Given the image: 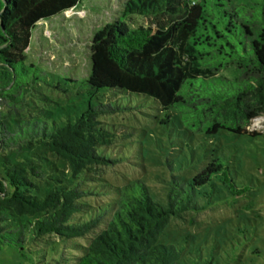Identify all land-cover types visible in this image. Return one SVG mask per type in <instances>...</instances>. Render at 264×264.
<instances>
[{
    "label": "trees",
    "instance_id": "obj_1",
    "mask_svg": "<svg viewBox=\"0 0 264 264\" xmlns=\"http://www.w3.org/2000/svg\"><path fill=\"white\" fill-rule=\"evenodd\" d=\"M80 1L0 0V243L23 251L26 234L43 244L87 237L72 243L77 255L65 243L47 264H180V251L159 242L170 220L205 210L198 195L240 198L251 191L233 155L215 150L189 181L171 174L158 194L153 178L103 184L101 170L120 162L105 154L117 147L115 133L99 120L115 110L111 104L88 105L54 129L21 118L19 74L26 73L33 29ZM134 17L146 23L132 25ZM90 64L92 89L152 98L163 110L176 109L191 133L262 136L248 126L264 115V0H125L119 17L94 33ZM50 181L51 189L38 194ZM101 188L114 198L94 207L87 199ZM17 216L25 219L8 228ZM197 264L231 263L211 254Z\"/></svg>",
    "mask_w": 264,
    "mask_h": 264
},
{
    "label": "rangeland",
    "instance_id": "obj_2",
    "mask_svg": "<svg viewBox=\"0 0 264 264\" xmlns=\"http://www.w3.org/2000/svg\"><path fill=\"white\" fill-rule=\"evenodd\" d=\"M124 1L81 0L76 7L37 23L26 50V73L19 74L24 84L21 118L44 121L54 129L67 121L74 122L88 105L111 104L115 110L101 115L99 120L115 133L117 147L105 154L120 162L101 170L103 184L123 185L132 179L153 178L150 185L158 194L159 183L164 186L171 174L189 181L215 150L233 155L235 166L247 176L244 181L252 184L249 194L219 198L211 193L210 199L198 195L199 204L207 208L190 211L182 219L172 218L159 242L172 244L180 251V264H197L211 254L231 264H264V115L248 126V130L262 134L257 138L224 130L213 135L195 134L174 116L176 109L163 110L152 98L107 88L94 90L86 83L91 39L97 29L119 17ZM130 23L145 24L146 20L134 17ZM20 67L21 63L19 70ZM35 77L40 80L34 82ZM46 171L52 174L49 169ZM65 173L70 175L69 168ZM53 184L42 183L38 194ZM105 189L99 190L102 195L87 201L94 207L104 206L114 198ZM24 219L14 217L7 227ZM26 238L23 251L0 243V264H47L63 254L65 243H70L66 247L74 248L72 254L77 255L79 247L72 243L85 244L87 240L58 242L51 238L55 241L43 244L31 242L29 234Z\"/></svg>",
    "mask_w": 264,
    "mask_h": 264
}]
</instances>
